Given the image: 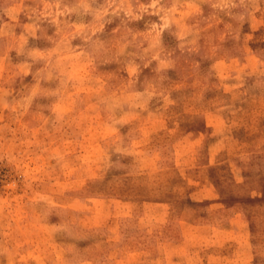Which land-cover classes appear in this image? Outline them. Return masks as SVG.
Wrapping results in <instances>:
<instances>
[{
    "label": "rangeland",
    "instance_id": "rangeland-1",
    "mask_svg": "<svg viewBox=\"0 0 264 264\" xmlns=\"http://www.w3.org/2000/svg\"><path fill=\"white\" fill-rule=\"evenodd\" d=\"M0 264H264V0H0Z\"/></svg>",
    "mask_w": 264,
    "mask_h": 264
}]
</instances>
